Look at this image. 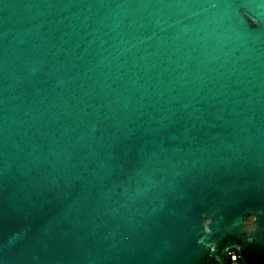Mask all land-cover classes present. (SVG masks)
I'll list each match as a JSON object with an SVG mask.
<instances>
[{
	"label": "water",
	"instance_id": "water-1",
	"mask_svg": "<svg viewBox=\"0 0 264 264\" xmlns=\"http://www.w3.org/2000/svg\"><path fill=\"white\" fill-rule=\"evenodd\" d=\"M264 264V0H0V264Z\"/></svg>",
	"mask_w": 264,
	"mask_h": 264
},
{
	"label": "built area",
	"instance_id": "built-area-1",
	"mask_svg": "<svg viewBox=\"0 0 264 264\" xmlns=\"http://www.w3.org/2000/svg\"><path fill=\"white\" fill-rule=\"evenodd\" d=\"M238 259H239L238 255L232 254L231 255V263L230 264H238Z\"/></svg>",
	"mask_w": 264,
	"mask_h": 264
},
{
	"label": "trees",
	"instance_id": "trees-1",
	"mask_svg": "<svg viewBox=\"0 0 264 264\" xmlns=\"http://www.w3.org/2000/svg\"><path fill=\"white\" fill-rule=\"evenodd\" d=\"M240 262H244V261L238 259V264H240Z\"/></svg>",
	"mask_w": 264,
	"mask_h": 264
},
{
	"label": "rangeland",
	"instance_id": "rangeland-1",
	"mask_svg": "<svg viewBox=\"0 0 264 264\" xmlns=\"http://www.w3.org/2000/svg\"><path fill=\"white\" fill-rule=\"evenodd\" d=\"M240 264H245L244 262H240Z\"/></svg>",
	"mask_w": 264,
	"mask_h": 264
}]
</instances>
